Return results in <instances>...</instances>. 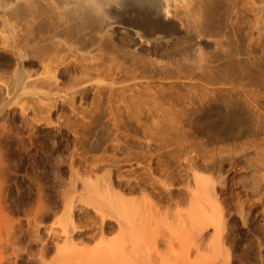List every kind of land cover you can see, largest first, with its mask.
Instances as JSON below:
<instances>
[{
    "label": "bare ground",
    "instance_id": "bare-ground-1",
    "mask_svg": "<svg viewBox=\"0 0 264 264\" xmlns=\"http://www.w3.org/2000/svg\"><path fill=\"white\" fill-rule=\"evenodd\" d=\"M223 1L226 3H223L224 14L221 15V6L216 8V5L220 4L218 0H0V167L3 176L10 175L15 178L17 193L14 195L17 194L20 201L16 205L17 210H20L21 206H34L30 203H39L42 196L51 191L55 147V95L58 87L65 84L66 78L78 88L75 97L92 88L96 90L94 94L97 95L103 86L121 87L127 91L139 87L162 88L167 85L172 88L181 86L205 90L220 83L227 88L231 86L229 77L216 80L213 75L219 74L230 59L234 60L235 54L231 55L227 46L230 44L229 36H234L236 41L241 43L246 27L252 34H258L257 39L254 35L251 36L247 47L246 54L249 55L250 65L256 67L264 63V1L261 4L255 0H240L239 3L232 0ZM245 10L254 17L249 26L244 23ZM255 49L260 52L258 59L254 58ZM212 51L219 52L216 56L218 59L212 58ZM252 93L249 95L252 104L248 103L250 108H256L252 112H263L260 110V102L264 101V93ZM212 94L210 96L214 98L211 100L219 102V98L212 97ZM200 96L203 98L204 95L201 93ZM208 96V99L204 97L206 101L210 100ZM245 101L244 105L247 104V100ZM193 102L191 103L194 105ZM205 104L201 107L203 111L198 109V113L207 111ZM235 106L233 108H236ZM190 108L193 111L192 107ZM238 108L240 106L235 110ZM245 110L247 111V108H244V114H249L245 113ZM192 111L184 114L190 119L189 124L200 132L202 124L199 122L202 119L198 121L199 114ZM260 120L256 121L257 124L252 130V134L256 136H264V122L261 123ZM42 127L45 136L37 139L36 146L33 137ZM5 138L13 139L9 141L12 148L10 155L14 156L11 166L10 162L3 159ZM257 138L246 139L244 154L250 150L257 152L255 155L259 164L264 165V153L259 152V143H264V138ZM142 154L144 158L156 159V155L146 152ZM248 156H244L247 157L244 160L250 162L252 159ZM193 159H185L188 163L185 166L194 173L202 164ZM214 159L203 167L207 170L221 169L222 164L216 163ZM152 161L144 167L146 181L150 182L153 196L170 204L171 210L168 209L170 211L165 212V215L161 214L162 211L159 212V201H154L151 197L146 198L147 193L143 199H130L123 193L116 192L111 184L102 187L99 182L90 180L91 178L84 181L81 202L99 214L105 226L113 218L121 229L120 236L122 235V241L119 239L121 243L118 242L120 244L103 245L97 250L99 253L96 251L99 259L94 264H188L189 259L183 263L180 258L186 248L182 245V240L190 232L189 234L194 236L190 244H196L201 240L197 241L198 234L210 228L215 230L210 244L212 255H203L208 259L203 261L200 245H192L196 252L192 251L197 255L194 254L195 257L189 260V264H201L202 261V264H230V256L224 254L226 223L216 188L217 184L225 186V179L221 178L218 183L213 184L212 180L199 176L196 170L199 175L194 174L193 183L189 181L184 190L176 187L175 183L182 182L180 179L185 176L176 171V168L175 172H168L170 169L173 171V167L177 165L166 166L170 168L167 169L157 163L158 167L155 168V162ZM250 165L252 167V164ZM30 170L36 176L33 179L29 177ZM187 171L186 173H189ZM20 172L25 175L22 173L24 176H20ZM158 173H163L160 174L163 178L171 180L170 184L165 180L166 183L162 182L163 179L159 181L160 178H156ZM120 178L125 179L121 175ZM43 179L45 190L39 182ZM128 184L132 193L142 188V184L137 180L135 183L129 181ZM147 187L143 188L146 190ZM73 189L75 194L80 192L77 187ZM257 202L259 203L258 200ZM257 202L252 203L251 209L261 204ZM37 205L36 209H31L34 215H38L45 208L41 204ZM185 205L187 208L182 209ZM72 208L68 210L69 219L66 221L70 220L74 224ZM160 228L168 229V233L167 229L163 231L166 233L164 237ZM76 229L74 227V231ZM66 232L67 240L71 242L73 232ZM159 236L166 242V253L162 252L161 245L157 244ZM176 242L180 245H176ZM192 251L188 252L189 258ZM96 255L92 253L94 258H98ZM92 260L90 259V262Z\"/></svg>",
    "mask_w": 264,
    "mask_h": 264
},
{
    "label": "rangeland",
    "instance_id": "rangeland-1",
    "mask_svg": "<svg viewBox=\"0 0 264 264\" xmlns=\"http://www.w3.org/2000/svg\"><path fill=\"white\" fill-rule=\"evenodd\" d=\"M255 1L261 4L264 0ZM218 2L220 4L216 5V8L221 6V15H223V3L226 1L218 0ZM232 2L239 3L240 0H232ZM246 11H244V23L249 26L254 17ZM253 35L246 27L244 40H241V43L237 42L234 36H229L230 44L227 46L231 55L235 54L233 55L234 60L230 59L219 74L213 75V78L220 80L227 76L231 80L229 84L231 86H227V89L220 83L216 84L214 87L205 88V90L207 89L206 92L208 91L210 94L203 89L206 95L199 88L196 90L181 86L172 88V86L167 85L162 88L155 86V88L148 87L146 89L142 87L132 88L133 90L128 91L121 87L103 86L97 95L94 94L96 90L92 88L93 90L87 89L88 91L86 90V92L84 91L75 97L78 88L68 82V78H66L65 84L58 87L55 95L56 110L53 120L55 147L51 191L42 196L39 203L37 201L30 203L34 206H21L20 210H17L16 205L20 201L17 194L14 195L17 193L15 178L13 179L10 175L3 176L0 167V264H77L81 261L84 264H94L99 259L96 255L99 253L97 250L101 249L103 245L120 244L122 235L120 236L121 229L112 217H109L112 220L110 219L111 222L105 226L102 223V217L81 202L84 193L82 188L84 181L91 178L90 180L99 182L102 187L111 184L116 192H121L130 199H143L148 194L146 198L151 197L158 202L159 199L152 195L153 190L150 188V182L146 181L144 168L153 159L155 168L158 167L157 163H161L163 168H167L166 166L169 165H177L173 167V171L169 167L167 169H170L168 171L170 174V171L175 172L176 168V171L185 176L182 178L183 180L180 179L182 182H174L176 187L184 190H186L189 181L193 183L194 174H200L199 176L212 180L213 184L214 182L218 183L221 178L225 179V186L216 185L226 223L224 226L226 230L223 245L224 254L227 253L230 256V264H264V165L259 164L255 155L257 152L250 150L244 154L245 141L257 137L258 140L264 138L263 135L252 134V130L257 124L256 121L264 119V101L260 102V110L263 112H255V110V113L252 112L255 106L250 108V104H248L251 103L249 95L253 94V91L264 93V72H261L264 71V63L257 65L259 66V68L256 66L257 70L255 66L250 65L249 55L246 54L250 38ZM257 37L258 34H255L254 38L257 39ZM218 53H212V58L218 59L216 58ZM258 57H260V52L255 49L254 58L258 59ZM250 60L252 61V59ZM224 62L220 61V63ZM259 70H261L260 73ZM200 91L204 95L203 98L206 96L205 98L208 99L207 96L209 95L210 100L206 101L205 98L203 100ZM211 93L214 94L212 97L219 98L217 99L219 102L211 100L214 98H211ZM248 97L249 99H247ZM198 99L203 102L198 104L201 102ZM223 100L228 103H224ZM245 100H247L249 107L247 104L244 105ZM191 102L195 104L193 105ZM203 103L207 104H205L206 112H202ZM196 105L198 108L194 107ZM238 105L240 108L235 110L239 107ZM234 106L236 108H233ZM190 107L193 111L190 110ZM244 108H247L245 113L248 112L249 114H244ZM198 109L202 111L198 113ZM187 111L199 114H195V116L200 117L198 121L202 119L199 122L202 124V126L200 124L202 128V130L200 128V132L199 130L197 132L193 125L189 124L190 119L188 118V120L187 115H185ZM260 121L261 123L264 122V120ZM43 129L44 127L33 137L36 146L37 139L45 136ZM5 140L6 144L2 151L3 159L8 163L10 162L11 166L14 162V156L10 155L12 148L9 141L13 139L5 138ZM259 144H261L259 147L262 149L259 152L264 153V143ZM148 145L149 147H146ZM152 151L153 153H151ZM145 152L156 155V159L155 157H142L144 156L142 153L145 154ZM244 156L251 157L252 160L250 162L249 160L245 161L244 159L247 157ZM191 158H195V161L199 162L200 165L202 164L201 167L196 168L199 174L196 170L194 173L193 171L190 172V168L185 166L188 164L186 160H192ZM212 158L217 159H214L216 163L222 164V168L218 169L220 171L217 169L207 170L203 167V165L211 162ZM172 162L173 164H171ZM181 164L188 168V171ZM20 173V176L25 175L24 172ZM28 174L32 179L36 177L32 170ZM160 174L163 175V173H158L156 178H160L159 181L163 179L162 182L166 181L167 184L168 182L170 184L171 180L169 181L166 177L163 178ZM120 175L126 180L120 178ZM261 179L262 181H260ZM127 180L132 183H135L136 180L139 181L142 188L135 193L130 192ZM39 182L45 190V180ZM145 182H148L149 186ZM75 187L80 190L76 193L78 196L73 192ZM143 187H147V192ZM6 192H8V197ZM260 200H263V203ZM253 202L262 205L251 209ZM69 203L73 206L71 204L69 206ZM159 203V212H164L161 214L165 215V212L171 210L170 204L166 201H159ZM37 204H41L45 208L38 215L35 214V217L32 208L38 207ZM70 207H73L74 224L70 220L66 221L69 219L68 210ZM185 207L186 205L182 209ZM74 227L77 228L76 231H74ZM163 228H160L162 229L161 233L167 229ZM66 231L68 233L71 231L70 234L74 231L71 242L67 240ZM189 233L182 240V245L186 247V251L184 250V255L180 256L182 260L179 259L183 263L188 259L193 260L197 254L194 253L196 251L192 249V245L196 244H198L196 246L200 245L202 256H209V254L211 256L213 250H210V244L215 235V230L210 228L204 233H197L198 236L195 234L197 241L201 239L196 244H190L194 240V236ZM158 234L160 233L158 232ZM163 234L164 237L166 233ZM200 235L202 236L198 238ZM160 237L157 244L161 245L160 250L166 253L168 249L165 246L166 242ZM188 241L190 242L188 243ZM175 244L180 245L178 242ZM188 247L189 251H194L190 252V258ZM178 248L179 246H177ZM92 253H95L98 258L95 257V259ZM205 258L208 260L207 257L202 260L205 261ZM90 259H93L91 262H94L91 263ZM180 260H178L179 263ZM189 260L187 261L188 264Z\"/></svg>",
    "mask_w": 264,
    "mask_h": 264
}]
</instances>
